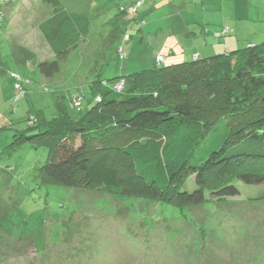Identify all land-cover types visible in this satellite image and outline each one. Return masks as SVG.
<instances>
[{"label": "trees", "instance_id": "1", "mask_svg": "<svg viewBox=\"0 0 264 264\" xmlns=\"http://www.w3.org/2000/svg\"><path fill=\"white\" fill-rule=\"evenodd\" d=\"M137 1L128 0L118 6L116 33L122 50L117 54L123 64L114 77L97 74L90 81L94 104L81 114L86 97L82 91L81 97L70 101L76 109L74 114L66 95H53V113L47 117L39 109L29 114L27 127L15 129L11 148L29 141L47 150L48 159L35 176L38 185L91 189L121 201L143 198L154 205L171 204L181 213L186 206L239 195L237 181L263 184L264 42L210 57L198 53L195 58L193 54V59L176 63L159 51L152 58V49L142 47L143 34L136 39L139 46L127 53L123 45L131 36L122 35L129 24H139L136 37L146 25L142 14L147 0H142L137 14L129 17L127 9ZM8 2L16 4L3 0L4 10ZM37 2L50 9L37 26L53 53L38 67L45 77H52L88 37L91 16L86 11L70 10L62 0ZM158 54L165 56L162 63H158ZM201 73L204 75L195 77ZM16 81L22 85L18 78ZM122 81L123 87H116ZM200 83L205 89L194 92ZM22 88L24 95L29 92L24 85ZM214 107L218 109L213 111ZM30 117L36 120L33 125ZM5 120L0 129H11L12 123L9 125L7 117ZM12 170L5 168L11 175ZM189 180L195 184L192 190L186 188ZM124 202V208L131 211L135 202ZM160 216L155 212L150 219ZM143 217L145 223L147 212ZM82 220L73 215L64 218L61 235L53 243H65L83 233ZM90 260L75 264H95Z\"/></svg>", "mask_w": 264, "mask_h": 264}, {"label": "rangeland", "instance_id": "2", "mask_svg": "<svg viewBox=\"0 0 264 264\" xmlns=\"http://www.w3.org/2000/svg\"><path fill=\"white\" fill-rule=\"evenodd\" d=\"M13 1L16 4L12 6L8 2L4 10L0 0L3 18H0V25L3 20L0 127L5 124V117L10 120L9 125L12 123L11 129H0L1 264H75L79 256H82L79 263L91 259L95 264H264V183L248 185L237 181L239 195L186 206L182 213L171 204L154 205L143 198L121 201L117 196L91 189L38 185L35 176L39 166L48 159L47 150L29 141L13 150L10 144L14 141L15 129H25L27 116L39 109L47 117L52 114L53 95L59 93L66 95L74 114L76 109L70 101L72 97H81L82 91L86 97L81 114L89 109V104H94V87L90 81L97 74L102 78L114 77L123 64L117 54L122 46L118 45L115 32L119 28L118 6L128 0H62L70 10L89 12L92 25L88 37L52 77H45L38 67L41 60L52 56L37 26L50 9L37 0ZM180 1L163 0L170 8H175L172 3L178 5ZM145 5L143 10L148 18L150 1ZM160 9L165 11V6ZM138 26H129L122 38L125 34L134 37ZM113 29L115 35H111ZM170 31L169 26L158 34H153L151 29L144 37L147 46L142 44V47L163 51L171 62L193 59L192 52L199 45L180 46L172 37L173 42L169 43L179 46L170 47L165 44L166 36L172 34ZM127 44L123 45L124 52H128ZM213 45L215 42L211 41L208 48ZM202 73L195 77L203 76ZM14 76L22 83L20 87L16 86ZM23 85L29 90L25 95ZM202 85L198 84L194 92L203 91ZM217 109L214 107L213 111ZM28 119L31 125L36 121L32 117ZM7 167L13 169V175L6 173ZM186 184L189 190L195 187L193 180ZM124 201L135 202L131 211L124 208L127 206ZM134 209L137 213L129 214ZM146 212L144 223L142 218ZM155 212L161 216L150 219ZM72 215L75 219L83 218V233L73 235L65 243H53L61 235L62 220Z\"/></svg>", "mask_w": 264, "mask_h": 264}, {"label": "crops", "instance_id": "3", "mask_svg": "<svg viewBox=\"0 0 264 264\" xmlns=\"http://www.w3.org/2000/svg\"><path fill=\"white\" fill-rule=\"evenodd\" d=\"M147 1L146 5L150 1L151 15L146 18V14H142L146 25L143 26V31L139 32L137 37L136 35L131 36V39L127 41L129 52L139 46L136 39L140 36L146 33L150 34L151 29L154 31L153 34H158L162 28L168 26L171 28L172 34L169 33L166 36V45L179 46L177 43H169L173 42L170 41L172 37L175 38L174 41L180 43V46L199 45L192 54L199 53L201 57H210V55L222 52L228 53L245 48L248 44L257 45L264 42V0H181L178 5L172 3L175 8L167 7L163 0ZM163 5L165 11L160 9ZM197 26H199L198 30ZM226 28L228 31H225ZM176 29L179 31L176 32ZM113 31L114 29L111 35H115L116 32L113 33ZM179 33H183V35L180 36ZM120 40L121 38L117 35L118 45ZM211 41L215 42V45L208 48ZM126 44L124 45L126 46ZM202 44H205L203 48L200 47ZM157 52L158 50L153 49L150 56H154V53ZM159 53L166 54L163 51H159ZM171 54H175V50H171ZM51 57H53V53Z\"/></svg>", "mask_w": 264, "mask_h": 264}, {"label": "built area", "instance_id": "4", "mask_svg": "<svg viewBox=\"0 0 264 264\" xmlns=\"http://www.w3.org/2000/svg\"><path fill=\"white\" fill-rule=\"evenodd\" d=\"M143 4V1L141 0V1H137V3H136V5L135 6H131V7H129L127 10H128V12H129V14H133V15H136L137 14V12H138V7L139 6H141ZM225 31H228V29L226 28L225 29ZM220 36V35H219ZM252 44H250V46H251ZM122 50V48H120V51ZM157 56V60H158V63H162L163 62V60L165 59V56H161V55H156ZM198 56H199V54H196L195 55V58H198ZM15 76H16V74H14ZM123 85H124V82L122 81V82H118L117 83V86L116 87H118V88H121V87H123ZM16 86H18V87H20V84H16Z\"/></svg>", "mask_w": 264, "mask_h": 264}]
</instances>
